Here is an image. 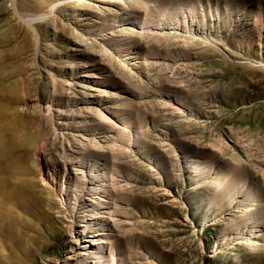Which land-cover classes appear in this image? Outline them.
<instances>
[{
    "label": "rangeland",
    "instance_id": "obj_1",
    "mask_svg": "<svg viewBox=\"0 0 264 264\" xmlns=\"http://www.w3.org/2000/svg\"><path fill=\"white\" fill-rule=\"evenodd\" d=\"M198 1L207 6L205 19L218 18L217 34L165 30L128 42L142 44L149 62L158 63L146 81L96 24L77 16L94 12L95 0H0V132L7 148L0 150V175L14 187L0 193V264H80L67 244L70 214L58 213L60 198L43 180L46 163L57 173L58 159H71L72 142L58 134L47 139L52 116L43 107L51 96L56 105L87 97L82 87L98 79L85 72L104 67L114 78L102 94L111 110L120 108L124 124H114L125 135L90 120L85 137L110 136L92 150L104 154L115 176L112 247L119 264H264V178L251 173L264 165V0H130L129 8L159 13ZM167 95L187 96L182 110H162ZM170 130L165 141L160 131ZM136 132L144 134L143 155L120 141ZM190 144L217 154L214 200L212 179L196 178L185 162ZM249 185L254 195L243 194ZM232 188L241 191L234 199L240 203L230 207L219 191L232 195Z\"/></svg>",
    "mask_w": 264,
    "mask_h": 264
},
{
    "label": "bare ground",
    "instance_id": "obj_2",
    "mask_svg": "<svg viewBox=\"0 0 264 264\" xmlns=\"http://www.w3.org/2000/svg\"><path fill=\"white\" fill-rule=\"evenodd\" d=\"M95 1L94 12H84L77 16L86 17L88 21L96 24L94 28L95 31L104 39L110 40L113 50L122 59L123 64L128 68L137 69L140 74L146 77V81H149L147 71L149 68L157 66L158 63L149 62V59L152 58L148 56L149 54L144 55L142 53L143 45L139 42L128 46V42L130 40H135L136 38L134 37L136 35L142 38H149V36L152 35L164 36V31L170 30L174 32L183 31L187 33H197L206 37L211 35V33H213L212 31H215V34L219 32L218 18L214 19L209 15L205 19L203 11L207 6L202 5L200 1H198L199 4L197 2L194 3L189 9L175 7L168 9L164 6L163 8H166L165 11L163 12L162 9H159V13H156L155 9L152 10L148 8V6L143 7L142 10H134V7L131 9L129 8L130 0ZM216 13L217 10L215 9V14ZM213 21H215L214 26L208 24V22ZM199 25L202 26L201 30H199ZM131 31L136 34H131ZM99 70L101 73L92 72L88 74L85 72V78L91 79L97 77L98 79L89 80L88 82L91 81V84L82 87L83 90L87 92V97L79 98L76 96H67L66 103L56 105L52 104L53 98L51 96L43 107L44 112L48 116H52L50 125L53 129L50 137L47 139H57L56 136L58 134L64 139H70L72 142L68 143V151L72 156L71 159H58L57 173L51 171L46 163L43 180L46 186L48 185L51 191L54 192V195L56 194L60 198L56 207L57 210H59L58 213L62 214L64 210L67 211L66 213L70 214L69 216L72 224L67 229V244L74 259H77L80 264H119L112 247V240L115 237L113 231L114 227H117L115 226L113 216H116L118 213L117 210H119L117 207L118 204L116 205V196L114 194L115 176L108 167L107 162L102 158L104 154L101 151L94 152L92 150V146L100 148V144L110 140V136H104L102 133H93V137H85V132L88 131V122L90 120L91 122L95 121L98 126L106 128L112 133L119 134L123 137L125 135V133L120 132L115 127L117 125L114 124L115 122L124 124L120 114V108L111 110L107 105L112 100L102 94V88H105L112 82L114 73L107 67ZM186 100L187 96L167 95L166 102L162 104V110L168 111L171 114L176 110H182ZM160 133L165 141H170L169 138L174 136L172 130L169 132L160 131ZM2 134L3 133L0 132V150L4 151L7 148L3 137L5 134ZM142 135L144 136L142 132H136V137L134 139L131 140V136L126 135V139H120V141L122 144H126L130 149H134L136 153L143 155L145 153V141ZM150 137L153 136L151 135ZM45 142L48 141L45 139L43 144H45ZM76 143L81 145H76ZM122 147L123 146H121V149ZM184 148L188 150L185 156V162L192 169L195 177L198 179H212L213 185L211 184V187L214 192L212 195L214 200L216 181L213 182V179L219 176V172L215 170L214 167L215 158H217L215 150L210 148V145L199 147L190 144L184 146ZM205 154H209L211 157L210 162L201 160L202 158L200 156ZM40 157V153H37V165L39 164ZM256 169L258 172L254 174L255 171L252 170V175L256 181L263 180L264 165H259ZM227 171L228 170H226V172ZM3 181V176L0 175V193L14 190V187L11 188V185L8 186L4 184ZM222 191V189L219 191L223 194H220V197L224 199L226 205L231 207L234 203H236V205L240 203V201L235 202L234 199L243 191V188L241 191L232 188V195H227ZM254 192L253 185H249L244 188L243 194L249 196L251 194L254 195ZM245 212H248L249 222H253V217H250L252 211L247 209ZM256 223L258 227L260 226L259 223L261 224L258 220ZM261 231H264V229L260 228L258 230V232ZM260 236L262 235L260 234ZM122 262L120 264H122Z\"/></svg>",
    "mask_w": 264,
    "mask_h": 264
}]
</instances>
